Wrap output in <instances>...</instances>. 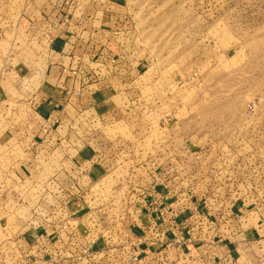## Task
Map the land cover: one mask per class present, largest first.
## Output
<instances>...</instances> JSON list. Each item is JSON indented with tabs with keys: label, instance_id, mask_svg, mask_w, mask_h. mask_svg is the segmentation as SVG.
I'll return each mask as SVG.
<instances>
[{
	"label": "rangeland",
	"instance_id": "374dc122",
	"mask_svg": "<svg viewBox=\"0 0 264 264\" xmlns=\"http://www.w3.org/2000/svg\"><path fill=\"white\" fill-rule=\"evenodd\" d=\"M95 1L116 28L111 45L80 47L78 58L91 60L79 64L98 72L89 86L103 81L114 88L120 113L103 119L104 112L88 110L69 125L72 141L53 149L83 144L110 151L109 158L77 175L74 162L60 166L59 151L46 155L52 146L32 139L33 127L12 105H0V135L10 138L0 153V264H82L94 255L92 246L138 248L143 201H151L144 214L163 202L179 204L177 214L205 208L198 212L207 228L215 225L216 202L229 206L240 189L251 207L264 208V0ZM2 4L16 6L3 14L18 20L24 0ZM1 35L0 84L11 87L1 99L11 104L28 98L12 87L15 57L23 54L41 69L47 53ZM39 84V77L24 78L19 88L33 93ZM74 188L75 204L61 203ZM54 245L50 258L45 251ZM156 255L134 252L127 264H161ZM121 257L102 255L98 263L124 264Z\"/></svg>",
	"mask_w": 264,
	"mask_h": 264
},
{
	"label": "crops",
	"instance_id": "0c3cea01",
	"mask_svg": "<svg viewBox=\"0 0 264 264\" xmlns=\"http://www.w3.org/2000/svg\"><path fill=\"white\" fill-rule=\"evenodd\" d=\"M94 1L24 0V4L20 8L22 13L18 16V20H8L7 16L3 14L6 13L8 7L16 9V6L0 5L2 40H10L14 46L19 47L22 44L29 46L37 44L45 48L47 53L42 54L46 62H43L44 67L41 69H37L30 59L23 57V54H19L17 58L15 53L18 64L11 71V75L16 79L15 85L12 87L16 93L26 94L28 98L14 101L16 104L5 102L1 99V93H5L11 87L2 83L0 84V105L3 108L6 106L9 108L12 105V109L17 113L15 115L20 121L28 125L29 129L33 127L32 139L38 142L44 139V142L52 146L50 149L47 148L50 152L46 151L49 158L55 157V153L59 151V149H53L55 144L63 145V143L72 141V133L68 127L75 118L81 119L84 113L94 110L99 113L104 112L103 119L113 118L117 113H120L117 112L114 105L116 99L114 88L108 86L109 84L104 85L103 81L101 84L99 82L97 85H88L92 82L91 78H94L98 72L86 71L82 69L81 64L84 63L85 57H89L85 58V61L91 60V55H83L81 59L77 54L80 47L87 52L90 49L93 50L94 47L101 49L103 44L99 45V42L107 43L108 41V45H111L109 43L110 35L115 30L114 26L117 23H113L112 16L108 14L105 5L98 2L96 4ZM15 58L13 60H16ZM79 60L81 64H79ZM78 65L80 67H77ZM100 73L103 71L101 70ZM3 76L5 77L4 74ZM32 77H39L40 83L33 93H31L32 91L24 92L19 88L24 78ZM108 77L111 76L108 74ZM64 83L67 84L62 87ZM24 109L28 110L29 114L22 118L20 112ZM37 118L41 121H36ZM38 122L42 127L37 125ZM59 129H62L61 134ZM54 131L59 133L54 134ZM28 134L31 133L28 132ZM9 139L8 134L0 135V153L3 152L4 146L10 141ZM75 148L60 150L62 158L59 163L62 167L74 162L71 165L74 166V169L77 168L73 172L77 175L80 173L79 169L81 171L86 168L92 169L97 166L95 165L97 162L103 163L109 158L110 151L101 153L102 150L88 149L83 144L79 148ZM72 158L74 159L72 160ZM50 162H53V159ZM110 164H112L111 160ZM76 191L78 190L75 188L70 191V194L61 199L63 201L61 203L64 205L69 202L71 205L75 204V201L72 203L71 200H76L75 196L73 197L79 192ZM245 194L246 190L240 189L239 197L234 199L229 206L224 204L225 207H223V204L219 205V202H216L218 208L213 213L215 225L209 227V232L207 223L204 221L205 218L201 216L203 212H198L200 208H196L192 212L184 211L177 214L175 210L183 211L180 207V210L177 208L180 205L165 202L161 205L170 206L172 210L166 213L157 222V227L153 229L149 227L151 215L143 213L151 201H147V203L143 201L144 210L140 208L136 211L141 219L136 220L137 230L134 233L140 237V240L142 239L144 244L135 249L131 246L121 245L116 246L117 248L106 247L103 251L101 246H92L90 247L91 253L94 255L86 262L83 259L82 264H97L106 257H112L113 253H120L121 258L125 260L124 264H127L132 260L134 252L140 253L141 257L151 255L152 252L156 253L161 264H264V208L251 207V203L246 202L248 198ZM50 202L62 205L55 200L53 202V199ZM203 210L205 211V208L200 211ZM184 222L188 226L186 231H183L180 226ZM181 235H183L182 239L186 241L187 250L186 247L175 249L174 245L170 244L174 237L178 238ZM152 237H155V246L148 244ZM57 247L54 245L46 248L45 252L50 254V258H52V253L56 252L55 248ZM186 254H190L192 259L185 260ZM102 255L103 259H101Z\"/></svg>",
	"mask_w": 264,
	"mask_h": 264
},
{
	"label": "built area",
	"instance_id": "2783aa9c",
	"mask_svg": "<svg viewBox=\"0 0 264 264\" xmlns=\"http://www.w3.org/2000/svg\"><path fill=\"white\" fill-rule=\"evenodd\" d=\"M259 203L264 204L263 201H260ZM254 205L258 206L259 204L255 203ZM147 211L151 216L153 215L152 220H150L149 222L150 224L149 227L155 229L157 227V222H159L166 213H169L167 212L169 211V208H166L164 205H161V203L160 204L157 203L155 208H153L151 211L149 210ZM180 226L183 231H186V228H188V226L186 225V222L182 223ZM208 232H209V227H208ZM182 238H183V235H181L178 238L174 237V239H172L171 244L174 245L175 249H180V247H182L181 249H184L183 247H186V244H185L186 241L183 240ZM185 259H192V257L190 254H186Z\"/></svg>",
	"mask_w": 264,
	"mask_h": 264
}]
</instances>
